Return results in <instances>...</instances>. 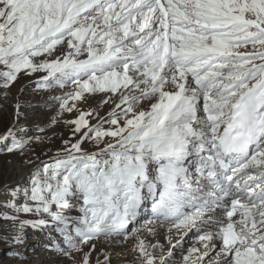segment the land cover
<instances>
[{
  "label": "snow or ice",
  "instance_id": "6c2138e0",
  "mask_svg": "<svg viewBox=\"0 0 264 264\" xmlns=\"http://www.w3.org/2000/svg\"><path fill=\"white\" fill-rule=\"evenodd\" d=\"M22 73L70 89L53 98L52 125L77 115L62 152L10 193L15 215L0 219L14 243L25 227L51 230L69 264H112L97 243L135 239L138 264H174L192 233L180 264H264V0H0L5 99ZM33 140L0 136L21 156ZM149 201L145 231L166 228L167 250L136 226Z\"/></svg>",
  "mask_w": 264,
  "mask_h": 264
},
{
  "label": "rangeland",
  "instance_id": "374dc122",
  "mask_svg": "<svg viewBox=\"0 0 264 264\" xmlns=\"http://www.w3.org/2000/svg\"><path fill=\"white\" fill-rule=\"evenodd\" d=\"M64 50V46H60V51ZM39 62L43 57L34 58ZM42 73H33L32 76H26L23 73L18 77L17 81L9 90V94L5 99L3 90L0 89V136L6 131L14 127L18 139H29L35 136H41L42 142L36 143L34 140L26 149L25 155L19 153H8L6 143L0 142V216L4 214L15 215V213L5 207L11 199V191L20 188L30 187L31 173L40 161H50L57 152H62L64 141L68 140L72 135L71 126L65 125V119H74L77 113L65 112L59 121L52 125L51 120L56 116L59 105L53 99L54 97L63 96L70 89H43L38 87V81ZM19 101L21 105V116L19 119L15 116L14 105ZM71 103V102H70ZM79 107L85 110L88 106L80 104ZM92 108L96 107V103L91 104ZM109 107L105 106L101 109V115H106ZM96 123L95 120H90ZM107 127V125H105ZM39 129H44L40 132ZM11 140L7 142L10 144ZM85 151H96L95 145L88 142L84 145ZM25 159H31L33 164L27 165ZM17 204L24 203L23 194L17 198ZM75 203V201H73ZM55 206L52 211H55ZM144 215L137 217V227L141 228L140 236L148 243H159L164 245L165 250L168 248V241L165 236L168 235L167 229L157 228L155 236H148L145 229L151 227L147 221L151 218V204L148 202L146 208H142ZM148 214V215H147ZM71 217H78L80 213L73 209L66 213ZM143 216H146L143 218ZM35 215H21L22 220H35ZM47 218V217H45ZM16 228L11 222L0 219V264H69L63 257L57 255L50 249L54 244L63 246V237L51 230H33L30 227L23 229V243L16 244L12 241ZM179 239V236L173 237V243ZM122 238L113 239L107 243L100 241L97 243V252L103 250L112 254V264H138L136 254L131 251L135 244V239L127 242H121ZM190 246H198L195 243V237L192 233L184 237L181 246L175 251L172 258L174 264H180L183 253ZM183 250V252H182ZM102 259V257H101ZM93 264H95V254L93 256Z\"/></svg>",
  "mask_w": 264,
  "mask_h": 264
}]
</instances>
